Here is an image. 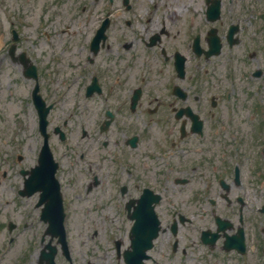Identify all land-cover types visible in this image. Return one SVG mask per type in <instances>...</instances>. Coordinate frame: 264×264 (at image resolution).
<instances>
[{
    "label": "flooded vegetation",
    "instance_id": "1",
    "mask_svg": "<svg viewBox=\"0 0 264 264\" xmlns=\"http://www.w3.org/2000/svg\"><path fill=\"white\" fill-rule=\"evenodd\" d=\"M0 7L10 32L0 63L31 83L36 163L46 176L52 154L61 197L52 187L28 196L24 181L3 187L9 170L0 174V221L3 207L42 225L33 259L17 264H264V143L248 140L263 134L253 81L264 0ZM20 26L44 35L21 40ZM20 226L9 222L12 241Z\"/></svg>",
    "mask_w": 264,
    "mask_h": 264
},
{
    "label": "rangeland",
    "instance_id": "2",
    "mask_svg": "<svg viewBox=\"0 0 264 264\" xmlns=\"http://www.w3.org/2000/svg\"><path fill=\"white\" fill-rule=\"evenodd\" d=\"M4 11V7H0V12ZM260 22V21H259ZM261 23V22H260ZM21 31V40L30 39H41L44 35L40 30L37 33L39 38L36 37L27 27H19ZM4 33V42L10 41V32L8 29L3 28L0 30V35ZM52 37H62L57 33H53ZM78 35V34H77ZM70 36V35H66ZM71 36H74L71 34ZM255 43V54H256V65L257 69L263 70V75L261 78L255 79L253 82L254 96L260 103L261 110V121H262V132L263 134H258L257 136L249 137L248 140L262 139L264 143V48L262 45L264 43V30L262 33L254 34ZM259 44V46L256 45ZM262 49V50H260ZM255 64H250L251 70L256 66ZM9 62L5 61L0 63V174L4 171L9 170V176L3 181L5 186L19 185L22 182V177L18 175V171L24 168H30L35 166L37 160V148L39 146L38 135L36 131V113L33 107L30 95H31V83L28 79L22 76L19 72V68H9ZM212 67V66H211ZM259 92L257 93V90ZM85 127L92 128V124ZM72 131L78 129L77 125L72 123ZM75 132V131H74ZM80 130L78 133H74L75 138H78ZM82 144L85 141L81 140ZM252 143V142H251ZM73 144V143H72ZM58 150H62V146L58 145ZM23 156L21 162L17 161L18 155ZM35 200L31 199L26 201L18 209L26 211L28 208H32ZM3 211L8 212L5 208L1 207ZM2 215V230L0 231V263L2 264H17L21 260H32L33 251H30V246H27L32 237L35 240H39L40 234L38 229L42 228L39 220H25L24 218L14 219L10 216H6L8 213ZM72 220L69 225L73 226L72 234L77 239L79 235L81 236V231L76 227V218L71 217ZM12 221L15 224H20V228L15 230L12 237L15 240L9 243V237L7 226L9 222ZM33 223L32 227L27 226L26 229L23 228L24 224ZM26 257H25V254ZM25 264V263H24Z\"/></svg>",
    "mask_w": 264,
    "mask_h": 264
},
{
    "label": "water",
    "instance_id": "3",
    "mask_svg": "<svg viewBox=\"0 0 264 264\" xmlns=\"http://www.w3.org/2000/svg\"><path fill=\"white\" fill-rule=\"evenodd\" d=\"M50 154L47 152V154H46V157H45V159H44V162L46 163V164H48V163H51V159H50ZM49 165V164H48ZM54 171H55V166L53 165V168L50 166V167H48V170H47V176H45L44 178H41V176L38 174V172H39V167H37L36 168V170H34L33 172V177L30 179V180H28V182H33L34 184H33V187H36L35 189H42L44 186L41 184V183H38L37 184V182L38 181H40L41 179H44V180H46L47 179V181H48V184L50 185V186H55V179H54ZM33 180V181H32ZM152 236H151V238H150V240H152ZM150 240H149V245H150Z\"/></svg>",
    "mask_w": 264,
    "mask_h": 264
}]
</instances>
